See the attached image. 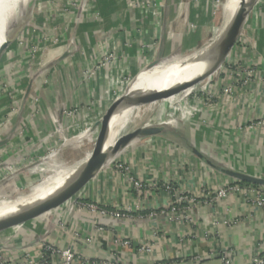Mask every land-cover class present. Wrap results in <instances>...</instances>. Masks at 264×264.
Returning <instances> with one entry per match:
<instances>
[{"label": "crops", "instance_id": "1", "mask_svg": "<svg viewBox=\"0 0 264 264\" xmlns=\"http://www.w3.org/2000/svg\"><path fill=\"white\" fill-rule=\"evenodd\" d=\"M163 2L162 7H150L148 17L139 6L134 9L125 5L122 14H114L115 9L108 4L102 6L101 12L108 18L88 25L101 29L99 43L96 36L87 34L85 61L80 55L74 56L69 71L60 70L63 76L69 73L73 86H78L79 100L85 102L92 96L101 101L97 107L108 109L123 85L122 79H115L134 77L156 58L168 59L190 51L193 43L202 45L210 35L209 20L213 16L204 15L208 12L200 5L193 6L191 0ZM51 12L55 14L56 9ZM49 19L53 21L52 15ZM189 23L196 24L198 30L187 33ZM106 53L114 54V61L102 62L95 79L84 85L83 67L103 60ZM230 55L246 71L250 67V73H243V80L250 82L231 84L229 101L222 95L224 85L219 84L230 80L224 71L216 84L198 92L191 101L198 108L191 119L167 125L157 136L135 139L71 201L27 221L21 228L0 234V255L10 264H44L40 245L49 243L71 247L79 257L76 264H97L103 259L121 264H221L223 253H232L233 264H244L264 248V209L237 193L214 203L208 201L218 187L238 182L222 170L264 178V0H257L250 11ZM3 72L4 67L0 75ZM198 86L170 93L169 103L173 105L180 97L184 100ZM25 89L31 93L30 81ZM211 93L214 98L204 103ZM20 109L23 112V106ZM48 112L44 111L47 116L40 118L41 124L53 118V111ZM59 113L56 108L54 115ZM9 132L0 139L6 140L7 146L12 137ZM40 132L43 134L42 127ZM117 162L128 172L121 171ZM130 178L144 184L141 192L133 188ZM167 184L196 197L187 213H169L172 192L166 190ZM83 202L122 211L128 217L97 220L79 208L78 203ZM94 221L103 230L98 231ZM87 238L91 239L89 244ZM145 246L150 252H141Z\"/></svg>", "mask_w": 264, "mask_h": 264}, {"label": "rangeland", "instance_id": "2", "mask_svg": "<svg viewBox=\"0 0 264 264\" xmlns=\"http://www.w3.org/2000/svg\"><path fill=\"white\" fill-rule=\"evenodd\" d=\"M174 1L180 3L184 0ZM191 1L193 6L199 8L200 5L204 12H208L204 15L213 16V20H209L208 34H211L214 27L220 29L223 26L224 17L220 8L223 0H204L203 4L201 0ZM25 4L26 0L10 2L7 13L0 21V41L8 29L4 25L9 24L11 28L16 23L17 13L22 11ZM104 4H108L111 9L114 8L115 10H112L114 14L124 13L122 7L124 8L125 5L132 6L134 9L139 6L143 9L144 17H148L150 7L153 6L155 9L162 7L164 2L163 0H34L32 12L25 13V24L21 32L17 36L13 34L10 37L8 48L0 59V69L4 67V72L0 75V139L8 131L12 132L8 146L7 143L0 146V202L4 200L9 202L24 195L34 194L58 167L73 168L87 153L96 148L100 133V123L97 125V122L101 120L107 108L97 107L101 101L95 100L92 96H87L85 102L79 100L78 91H76L78 86H73L69 73L63 76L60 70L63 68L69 71L71 59L74 56L80 55L81 61H85L84 37L87 34L96 36V42L99 43L98 36L101 29L91 28L88 25L90 22L96 23L103 18H108L101 12ZM52 9H56V13L51 14L53 21H50L49 11L52 13ZM188 26L187 33L198 30L196 24L189 23ZM209 36L204 41L208 40ZM201 41L198 42L201 43ZM195 44L193 43L190 51L200 48V44L198 46ZM216 48L217 46H214L203 54L213 52ZM190 51L175 54L178 57ZM169 58L163 61L168 62L175 56ZM114 59V54L106 53L103 60L100 58L95 64L84 66L81 70L84 85H88L89 80L95 79V73L102 62L104 65L111 64ZM211 65L213 63L209 66ZM205 66L199 69L181 70L174 82L185 80L209 67ZM246 69L247 71L241 63L233 61L229 53L213 73L193 84L199 85V89L194 93L174 105L169 103V97L162 98L160 103L157 102L152 106L149 113L145 112L141 120L131 125L130 131L143 125L154 124V120L157 121L155 123L165 127L175 126L179 121L191 119L195 115V113H189L195 106L191 101L196 99L198 92H203L204 88H210L211 85L216 84L224 71L230 79L227 83L219 82L224 85V89H231L230 85L235 83H249L250 79L243 80V75L250 73L248 71L250 67ZM22 72H24L23 75ZM246 77L250 78L251 75ZM132 78V76L122 75L115 79L119 81L122 79L123 83L122 89H118L116 93L117 96L124 93ZM28 81L32 85L31 93L23 99ZM193 85L184 88V91ZM230 93L231 90L228 93L222 91L226 101ZM206 96L207 101L204 100V103L209 104V100L214 98V95L211 93ZM21 106L24 109L19 113ZM56 108L60 111L57 117L54 115ZM48 109L49 112L53 111L51 113L53 118L41 124L40 118L47 116L44 111L48 112ZM170 120L175 121L170 123ZM40 126L43 134L40 132ZM31 128L35 131L31 132ZM114 159L115 157L111 159L113 163ZM127 172L128 168L125 173ZM25 223L5 229L0 234L9 229L21 228Z\"/></svg>", "mask_w": 264, "mask_h": 264}, {"label": "bare ground", "instance_id": "3", "mask_svg": "<svg viewBox=\"0 0 264 264\" xmlns=\"http://www.w3.org/2000/svg\"><path fill=\"white\" fill-rule=\"evenodd\" d=\"M11 1L12 0H0V21L7 13L8 6ZM29 1L30 0H26V4L22 8V11L17 13L18 17L16 23L11 28L9 27V24L4 25V27L8 29L6 30L3 39L0 41V45L5 41H8L14 34L15 30H17L19 26L21 27L22 23L25 22V13H27L26 11ZM249 1L250 0H223L220 8L223 12L224 24L220 29L214 27L208 40L203 41L200 48L191 50L183 56H175V58H172L168 62L161 61L160 64L151 69H147V66L144 67L132 78L130 83L126 86L125 91L128 90L132 94L141 92L146 93L152 90L160 91L177 86L187 81H191L195 77L199 76L206 69L202 72L192 75L185 80L177 81L176 83L174 82V80L178 77L180 71L183 69H199L204 65H206L205 67H207L210 64L215 63L221 52L223 36L228 26L230 25L233 16L235 15L241 3H248ZM214 46H217V48L213 52L210 51L206 54H203V52ZM211 66H209L207 69H209ZM162 98V95L143 98L132 103L131 106L126 108L124 107L122 108V110L116 112L109 124V130L104 144V150L112 149L114 144L117 143V141L124 134L131 130V125L134 122L141 120L145 112L148 111L147 113H149L152 109V106L156 105L157 102L160 103L162 101ZM183 98L184 97L178 98L177 101L173 103V105L181 101ZM169 122L171 123L173 121L170 120ZM93 155L94 151L87 153L78 164L73 166V168L69 167L70 169H66L64 167H58L55 172H53V174L49 178H47L46 181L40 186V189L34 194L29 196L24 195V197L22 196L15 200H10L9 202L7 200L1 201L0 220L13 215L26 206L32 205L38 201H42L59 192L61 189L66 187L74 178L83 173V171L92 161ZM79 192L76 193V195H78Z\"/></svg>", "mask_w": 264, "mask_h": 264}, {"label": "water", "instance_id": "4", "mask_svg": "<svg viewBox=\"0 0 264 264\" xmlns=\"http://www.w3.org/2000/svg\"><path fill=\"white\" fill-rule=\"evenodd\" d=\"M257 0H250L248 3H241L238 7L235 15L233 16L230 25L228 26L224 36L223 42L221 47V52L215 63L209 68L203 71L199 76L195 77L191 81H187L181 83L177 86L170 87L168 89L160 90V91H149L146 93H130L126 90L121 96H118L108 107L106 112L103 114L101 120L97 122V125L100 123V133L96 141V148L93 150L94 155L92 161L88 165V167L81 173L79 176L74 178L66 187L61 189L59 192L55 193L54 195L42 200L38 201L32 205L26 206L19 210L18 212L14 213L11 216H8L4 219L0 220V232L5 229L14 227L18 224H23L27 221L33 220L51 210H54L61 206L64 203H67L70 199H72L76 193H78L92 178H94L98 172L105 166L108 161H110L113 157L117 155L119 151L125 148L128 144H130L135 139L139 138H148L153 137L161 134L164 132L165 127L159 124H149L143 125L141 127L135 128L134 130L127 132L124 134L117 143L114 144L113 148L110 150H104V144L108 135L109 124L114 116V114L122 108H126L132 105V103L139 101L140 99L147 98L150 96H158L162 95L164 99L169 97L170 93H174L180 89L187 88L202 79L206 78L208 75L213 73L225 60L228 54L231 52L234 44L236 43L243 25L256 4ZM34 7V0H30L27 5V14L32 12ZM22 23L21 27L16 30L14 33L16 36L19 35L22 28L24 27ZM10 43V39L5 41L3 44L0 45V59L2 58L3 53L8 48ZM164 58L158 57L150 64L147 65V69H151L163 61ZM28 91H26L25 96L23 99L26 98ZM22 107V106H21ZM22 109V108H21ZM21 109L19 113H21ZM11 132V131H10ZM9 132V133H10ZM12 133V132H11ZM10 133V134H11ZM5 141H0V146L3 145ZM225 175L234 178L235 180L253 185V186H260L264 187V178L260 177H253L239 172L233 171H224L222 170Z\"/></svg>", "mask_w": 264, "mask_h": 264}, {"label": "built area", "instance_id": "5", "mask_svg": "<svg viewBox=\"0 0 264 264\" xmlns=\"http://www.w3.org/2000/svg\"><path fill=\"white\" fill-rule=\"evenodd\" d=\"M229 89H224V92L228 93L230 92ZM198 108L194 106V108L191 109L189 113H197ZM188 113V112H187ZM116 165L121 171H126L127 168L123 167L121 163L117 162ZM130 182L133 186V188L137 192H141L144 184L136 180L134 178H130ZM166 190L171 193L172 192V199L169 204V213L172 215L177 214V213H187L190 206H193L196 202V197H193L191 195H186L183 193H180L176 191L172 185L167 184L165 186ZM240 194L242 195L245 199L250 200L255 207L264 209V187L260 186H253L241 182H236V183H229V184H224L216 189L214 192L213 196L211 198H208V201L210 203L217 202L221 199H224L230 194ZM208 197V196H207ZM70 199L69 201H71ZM79 208L88 213V215L95 217L97 220L99 218H114L117 220H121L124 218H127L128 215L122 211L118 210H107L104 207L99 206L96 203H90V202H83V203H78ZM98 224L97 221H94V225ZM223 224H228L227 221H223ZM97 226V225H95ZM96 229L98 231L103 230L101 226H97ZM86 243H90L91 239L87 238L85 239ZM122 244L124 246L128 245V241H123ZM40 250H41V255L40 259L44 261V264H76L77 257L75 255V252L73 249L69 246L60 248L55 245L49 244V243H44L40 245ZM141 252H150V248L148 246L141 247L140 248ZM221 264H233L232 262V253H223L221 255ZM0 264H10L6 259H4L0 255ZM97 264H121L119 262L111 261L110 259H103L99 260ZM244 264H264V248L258 249L255 254L249 259Z\"/></svg>", "mask_w": 264, "mask_h": 264}]
</instances>
